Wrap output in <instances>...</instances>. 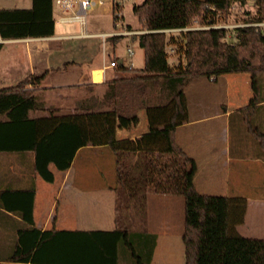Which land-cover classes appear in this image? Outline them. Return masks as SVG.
<instances>
[{"label":"trees","instance_id":"trees-1","mask_svg":"<svg viewBox=\"0 0 264 264\" xmlns=\"http://www.w3.org/2000/svg\"><path fill=\"white\" fill-rule=\"evenodd\" d=\"M250 0H142L133 6L148 31L133 34L144 48L141 68L117 63L121 76L107 82L101 93L78 98L74 109L60 112L48 108L28 84L40 83L44 75H27L17 84L0 88V152L32 151L35 168L46 180L54 179L50 165L67 169L84 146H109L115 154V189L119 227L108 231L99 247L108 261L119 264L120 255H129L134 264H150L157 244L154 232H132L134 217H144L148 193L177 194L184 197L183 242L186 264H264V237H249L237 226L245 223L247 197L200 192L195 186L197 161L176 141V129L189 120L185 88L194 78L213 79L228 72L251 73L252 87L258 89V76L264 73V27L253 24L233 27V41L225 26L166 29L217 23L236 4ZM258 7L247 22L264 20V0H253ZM118 7L114 3V9ZM114 13V20H115ZM55 33L54 0H33L31 7L0 8V38L41 37ZM170 33V35H169ZM123 35L108 36L116 44ZM0 41V50L3 47ZM185 57L170 64L169 50ZM68 63V62H66ZM97 84H86L92 90ZM251 98V104L256 102ZM251 106L240 109L248 111ZM47 109L46 114L37 115ZM146 110L148 131L137 137L118 138L117 127ZM264 151V133L250 125ZM0 192V205L17 212L33 224L35 187ZM20 196V197H19ZM130 209L134 211L131 213ZM24 255L18 244L12 259H27L39 238L50 230L32 227ZM21 255V256H20Z\"/></svg>","mask_w":264,"mask_h":264},{"label":"crops","instance_id":"crops-1","mask_svg":"<svg viewBox=\"0 0 264 264\" xmlns=\"http://www.w3.org/2000/svg\"><path fill=\"white\" fill-rule=\"evenodd\" d=\"M32 4L33 0H0V8L31 7ZM102 4L91 12L97 11L100 16L110 14L114 21L113 0H104ZM55 12L59 15V9L54 3V17ZM123 15L125 19V14ZM85 23L96 28L88 33L112 31L95 19H89ZM126 23L133 28L130 22ZM113 25L115 26V21ZM81 33L59 34L55 24L53 35L0 38L4 43L0 50V88L15 85L29 74H43L40 83H30L25 88H31L34 94H39L48 106L52 104L55 95L69 100L76 91H82L86 84L94 83L104 87L108 81L120 77L121 72L118 71L117 64L109 65V61L115 58H107L105 55V38L98 35L79 36ZM133 38L138 39L134 36ZM80 43L83 44L79 45ZM138 49L136 60L126 63L123 58H119L118 63L132 68L143 67L144 48L139 45ZM134 62H137L139 67H136ZM175 63H178V59L170 64ZM97 70L101 71L100 79L95 78ZM222 76L225 77L226 92L230 99L223 108L215 104L216 101L208 91L216 88ZM196 79L199 81L198 108L193 112L188 89ZM185 92L189 120L177 127L175 136L177 143L197 161L195 186L202 193L245 195L248 200L246 221L238 225L237 229L249 237H264V151L258 140V143L232 142L233 115L238 111L242 112L240 109L247 106H251L248 110L252 111V114L264 109V92L260 93L257 89L255 94L251 73L245 71L223 73L215 79L209 77L201 80V76L194 78L187 84ZM255 96L256 102L251 104V98ZM122 120L127 123L124 125ZM119 122L122 125L117 127L118 138L137 137L149 129L145 109L139 110L132 118L120 117ZM108 147H81L71 165L65 170L58 169L52 163V181L44 179L36 170L34 152H0V192L9 190L8 199L14 204L20 199L16 198L14 190L35 187L33 224H28L19 213L0 205V264H99L101 261H108L99 244L108 235V231L119 227L116 174L111 182L100 181L98 178H94L93 182V178H87L85 173L78 176L75 166L83 150L105 151ZM109 158L107 163L110 164L113 160L115 172L113 151ZM199 178L200 182H197ZM200 186H217L219 189L212 191ZM149 196L150 193L147 200ZM17 201L19 203V200ZM46 202L48 211L45 209L42 212L44 208L41 210V206ZM252 212H256L258 216L252 215ZM148 226L147 231L157 234V244L150 264H158L157 251L164 237ZM32 227L41 232H51L47 234L46 239H40L39 234L27 259L20 257L18 261L13 260L11 256L18 244L22 248L21 255H24L23 248L29 244V237L33 235L32 230H29ZM182 236L183 231L177 235V240L182 239ZM118 263L134 264L129 255H120ZM171 264L176 263L174 261Z\"/></svg>","mask_w":264,"mask_h":264},{"label":"rangeland","instance_id":"rangeland-1","mask_svg":"<svg viewBox=\"0 0 264 264\" xmlns=\"http://www.w3.org/2000/svg\"><path fill=\"white\" fill-rule=\"evenodd\" d=\"M139 2L140 0L125 1L123 3V12L125 14L126 22H130L133 28L144 29L142 28V24L133 9L134 4ZM257 11L258 7L254 3V1H249L244 6L236 4L232 7L227 15L223 14L222 17H219L217 23L226 25L229 28L227 39L229 41H233L236 34V31L232 30L233 27L247 22L246 18L255 15ZM57 17L58 12H55L56 31L59 34L90 32L96 29L90 25H86V23H82L79 21L62 22ZM89 19H95L100 24H102V26L105 25L110 30H115V26L113 25V17H111L110 14L100 16L97 11H92L87 16V20ZM174 34L178 35L179 32L174 31ZM82 44L83 43H80L79 45ZM105 45L106 57H114L117 63L119 58H123L124 61L128 63L132 60H136L137 55H139L138 48L140 44L138 43V39H134L132 35H123L116 44L110 37H106ZM129 47L133 48L135 54H130V52L128 51ZM171 49L172 48L169 45V62L173 63L179 58H181V62H184V55L179 54L175 50L173 51ZM134 65H136V67H139L137 62H134ZM205 78L209 79V77L206 75L201 76V80H205ZM197 82H199L198 79H196L188 89L189 98L191 100V111L193 112H195V110L198 108L197 97L199 96V88L197 86ZM218 82L219 84L216 85V88L213 87V90L208 91L209 95H212L213 100L216 101L215 104L223 108L225 104L230 102V99L227 96L228 93L226 92L225 77H220ZM258 89L260 90V93L264 92V73H261L258 76ZM102 91L103 88L97 85L93 87L92 90H82L80 92L76 91L75 95L70 96L69 100L65 97H61L60 95H55L51 101L52 104H49L48 108L59 106L61 108L60 112L71 111L74 109L78 98L83 97L85 94H89L90 92L95 94L101 93ZM48 112L49 111L47 109H43L37 111L36 114L41 115ZM232 120V142L234 144L251 141L258 143L257 139L252 134L250 125L252 124L257 131H261L264 133V109L258 110L255 114H252V111L249 110L247 112L238 111L233 115ZM109 154H112V151L111 149H109V147L105 151H92L90 149L83 150L79 154L75 163L78 171V176L80 173H85L87 178H93V182H95L94 178H98L100 179V181L103 180L105 182H111V180L115 178V172L113 160L112 162H110V164L107 163V160L110 159ZM197 182H200V178L197 180ZM200 187L202 189H210L212 191H217L219 189L217 186H204L205 188L203 186ZM47 204L48 203L46 202L41 206V210L44 208L42 212H44L45 209L46 211H48ZM60 205L61 204H59V207L60 209H62V205ZM133 211V209H130L131 213ZM252 215L256 217L258 216L256 212H252ZM134 218L137 219L134 220L133 223H131L130 228L132 232H145L148 230L146 226L149 225L152 229H156L163 235L164 238H162L161 244L157 251L158 264H171L174 261L176 264H185V245L181 238L177 240V235L179 233H182L183 231L185 221V202L182 195L152 192L150 193V196L146 201V213L144 217L139 216Z\"/></svg>","mask_w":264,"mask_h":264},{"label":"built area","instance_id":"built-area-1","mask_svg":"<svg viewBox=\"0 0 264 264\" xmlns=\"http://www.w3.org/2000/svg\"><path fill=\"white\" fill-rule=\"evenodd\" d=\"M127 0H113V11L116 15L115 17V30H112L110 32H100L96 33L98 36H102L103 38H106L108 36L113 35H133L142 33L145 31H148L147 29H137V28H130L129 25L126 23L124 19V13H123V3ZM104 0H54V3L56 5V8L59 9V15L58 19L62 22L64 21H79L82 23H85L88 14L93 10L96 6L102 4ZM114 3L118 4L117 9H114ZM246 24H253L256 26H262L264 27V20L260 21H253V22H245L240 25H246ZM217 26H225L218 23H206L203 25L197 24L193 26H186L183 28H171L166 29V31L169 30H181V29H188V28H200V27H217ZM79 36H89V35H95L93 33L88 32H82L81 34H78ZM74 36V35H69ZM129 52H132V48H128ZM117 61L115 59H112L109 61V65H116Z\"/></svg>","mask_w":264,"mask_h":264},{"label":"bare ground","instance_id":"bare-ground-1","mask_svg":"<svg viewBox=\"0 0 264 264\" xmlns=\"http://www.w3.org/2000/svg\"><path fill=\"white\" fill-rule=\"evenodd\" d=\"M102 5H103V4H102ZM95 35H96V34H95ZM89 36H94V35H89ZM74 37H79V36L77 35V36H74ZM95 78H96V79H100V78H101V71H100V70H97V71H96Z\"/></svg>","mask_w":264,"mask_h":264}]
</instances>
